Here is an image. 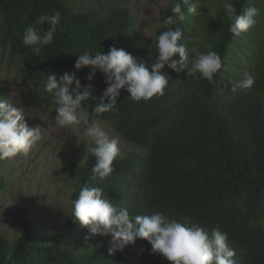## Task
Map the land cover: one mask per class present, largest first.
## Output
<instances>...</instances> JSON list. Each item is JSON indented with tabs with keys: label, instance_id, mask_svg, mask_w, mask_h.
Segmentation results:
<instances>
[{
	"label": "trees",
	"instance_id": "obj_1",
	"mask_svg": "<svg viewBox=\"0 0 264 264\" xmlns=\"http://www.w3.org/2000/svg\"><path fill=\"white\" fill-rule=\"evenodd\" d=\"M71 1L0 0V50L22 66L29 102L52 101L39 87L51 71L75 72L82 86L91 83L99 96L106 87L105 75L97 70L88 81L90 66L74 68L78 55L86 51L94 55L112 46L124 48L150 66L157 54L154 37L165 30L162 21L172 14L176 2L182 4L186 19L170 27L183 32L179 43L189 50L190 60L197 52L211 50L220 56L222 67L209 82L199 73L187 75V69L173 71L165 66L162 71L169 75V83L164 94L139 102L122 88L116 109L95 118L108 122L134 151L118 154L113 173L100 179L92 172L91 142L85 159L67 166L69 207L62 223L40 225L24 209L18 224L0 229V264H171L161 254L151 253V245L141 238L110 254V234L91 235L87 227L73 222L72 201L83 185L101 188L130 216L163 211L178 221L189 218L209 235L219 226L228 234L235 264H264V54L250 60L248 76L254 78L253 86L234 88L235 93L228 87L225 93L223 64L240 38H233L232 21L222 8L205 9L211 15L207 20L198 8L188 13L183 0H172L150 37L121 0H98V7L83 11H76ZM246 1L231 0L237 14ZM54 12L60 13L61 20L53 41L36 56L22 43L24 29L35 25L46 30L49 23L37 21ZM195 15L200 30L193 35L188 18ZM172 59L179 60V54ZM229 96H239L241 103L235 104ZM96 102L91 98L84 102L89 113ZM4 184L0 179V186Z\"/></svg>",
	"mask_w": 264,
	"mask_h": 264
},
{
	"label": "clouds",
	"instance_id": "obj_2",
	"mask_svg": "<svg viewBox=\"0 0 264 264\" xmlns=\"http://www.w3.org/2000/svg\"><path fill=\"white\" fill-rule=\"evenodd\" d=\"M183 3L188 5V13H195L200 6L199 0H183ZM222 9L232 21L229 31L234 35L247 31L255 24V17L259 14L255 6H249L242 14H237L231 0H223ZM171 13L162 21L161 27L165 30L154 37L157 54L150 66L124 48L114 46L107 52L93 55L86 51L78 55L74 68L80 70L90 66L91 70L86 76L88 81L93 80L97 70L105 75L106 87L99 96L95 94L91 83L82 86L75 72L58 74L51 71L39 81V87L51 96L55 105L56 124L60 127L83 125L85 137L93 144L90 149L95 157L92 172L100 179L113 173L112 163L120 149L118 138L110 135L95 117L116 109L122 88L128 91L133 101L139 102L164 94L169 83V75L162 71L165 66L173 71L187 69V75L199 73V78L209 82L213 81L214 75L222 67L220 56L211 50L197 52L195 58L190 60L189 50L179 43L183 32L178 27H170L177 20L185 21L182 4L174 3ZM60 20L59 12L40 17L37 23L47 21L50 27L38 30L35 25L27 26L22 34L23 45L38 56L44 46L52 43ZM175 54H179V60L172 59ZM253 84L254 78L250 75L241 82L244 88H251ZM90 98L97 101L91 113L84 105ZM24 113L23 107L14 106L8 99L0 98V159L27 153L41 138L40 129L29 127ZM72 217L73 222L87 227L91 235L110 234V254L117 247L122 249L141 238L149 242L151 253L161 254L171 264H235V251L227 243L228 234L222 232L219 226L214 227L209 235L202 226L189 218L178 221L169 218L163 211L130 216L127 208L116 205L98 187H80L78 197L72 201ZM88 238L85 237L86 240Z\"/></svg>",
	"mask_w": 264,
	"mask_h": 264
},
{
	"label": "rangeland",
	"instance_id": "obj_3",
	"mask_svg": "<svg viewBox=\"0 0 264 264\" xmlns=\"http://www.w3.org/2000/svg\"><path fill=\"white\" fill-rule=\"evenodd\" d=\"M110 1V0H109ZM130 9L137 25L150 37L159 24L162 11L172 4V0H121ZM108 3V0L106 2ZM223 0H199L198 13H205L207 20L211 15L205 9L219 10ZM76 11L95 8L98 0H72ZM249 6H255L259 14L255 24L247 31L233 38H240L228 50L223 64L222 83L224 88L242 90L241 82L250 74V60L255 54H264V0H247L240 12ZM199 23L198 16L188 18L191 34L196 35ZM209 26L203 30L209 33ZM194 29V30H193ZM196 44H193L195 46ZM236 46V47H235ZM195 56V53L192 54ZM9 59L7 53L0 50V98L8 99L14 106L23 107L24 116L29 127H38L41 138L36 141L27 153L0 159V179L5 180L0 186V229L16 225L21 213L28 211L40 225L57 226L68 213L70 186L67 178V166L73 161H83L91 141L84 135V127H60L55 122V105L46 98L28 101L27 87L22 83V66ZM225 93H229L228 89ZM235 104L241 98L230 97ZM102 127L119 140V154L134 151V146L127 143L105 121L99 120ZM77 141L79 144H77ZM45 224V225H44ZM76 238V237H75Z\"/></svg>",
	"mask_w": 264,
	"mask_h": 264
}]
</instances>
